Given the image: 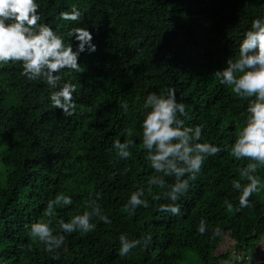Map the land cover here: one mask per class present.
Instances as JSON below:
<instances>
[{
    "label": "trees",
    "instance_id": "16d2710c",
    "mask_svg": "<svg viewBox=\"0 0 264 264\" xmlns=\"http://www.w3.org/2000/svg\"><path fill=\"white\" fill-rule=\"evenodd\" d=\"M41 21L67 34L78 21L60 18L61 10L75 4L84 14L81 23L93 33L94 52L79 58L82 71L63 76L76 84L77 112L69 117L49 100L43 80H29L20 63L0 65V162L10 171L0 184V264H181L188 253L199 264H216L214 251L224 236L234 242L239 257L246 251L249 264L256 243L264 238V191L249 199L252 206L239 212L233 179H240L245 164L229 152L205 161L179 203V216L161 213L163 201L145 192L150 206L130 215L124 207L131 191L147 187L155 174L144 157L140 113L148 92L174 87L188 106V124H203L204 136L221 146L233 139L246 108L212 73L238 50L251 19L264 15V0H38ZM67 39V36H66ZM75 43V42H74ZM122 100L129 102L125 111ZM134 129L132 157L120 159L112 141ZM264 177V166L258 169ZM171 179V178H168ZM73 197V204L58 208L57 217L69 219L87 210L90 198L98 199L112 223L97 222L86 234L66 235L58 258L29 235V224L44 217V206L59 192ZM99 193V197L90 194ZM207 218L209 232L197 225ZM98 219V218H94ZM224 229L213 238L211 229ZM130 239L151 235L152 243L128 255L118 254L119 235ZM240 263V259H237Z\"/></svg>",
    "mask_w": 264,
    "mask_h": 264
},
{
    "label": "clouds",
    "instance_id": "9594fccd",
    "mask_svg": "<svg viewBox=\"0 0 264 264\" xmlns=\"http://www.w3.org/2000/svg\"><path fill=\"white\" fill-rule=\"evenodd\" d=\"M40 7L38 0H0V65L20 63L21 74L29 80H43L50 88L51 104L71 117L79 106L76 84L65 79L63 73L65 70L69 74L81 72V53L96 51L97 44L92 31L81 23L84 14L75 4L70 10L59 12L65 21L80 22L72 25L66 35L50 22L41 21ZM212 76L246 100L239 129L232 140L221 146L205 138L203 124L186 123L188 106L178 99L174 87L164 92H148L138 111L144 157L155 174L148 177L147 187L141 185L131 191L124 205L130 215L141 206H150L145 192H152L155 187L160 191L153 194L152 200L163 201L158 210L179 216L182 213L179 201L203 171L205 161L224 151L236 160L245 161L239 169L241 178L232 181L238 204L229 201L226 207L236 212L251 207L249 198L264 191V177L258 174V169L264 166V15L251 19L239 40L238 50ZM120 106L127 111L129 102L122 100ZM133 132L129 128L126 130L129 138L121 139L122 133L112 141L111 150L118 158L132 157V145L136 143ZM93 195L99 197V193L90 197ZM72 204L73 197L61 191L44 206L43 215L47 218H38L29 224L30 237L41 242L53 258H58L67 234L77 231L86 234L97 228L98 221L112 223L99 200L94 198L87 201V210L76 212L67 220L57 217L58 208ZM197 231L209 232L207 218H200ZM211 232L213 238L221 237L224 229L215 226ZM152 240L151 235L130 239L128 233L121 232L118 254L124 257L138 246L147 248Z\"/></svg>",
    "mask_w": 264,
    "mask_h": 264
},
{
    "label": "rangeland",
    "instance_id": "374dc122",
    "mask_svg": "<svg viewBox=\"0 0 264 264\" xmlns=\"http://www.w3.org/2000/svg\"><path fill=\"white\" fill-rule=\"evenodd\" d=\"M3 149V144L0 141V153ZM10 171L9 167H5L0 162V184H3L5 181V175L7 172ZM263 250H264V238H262L258 243H256L255 252L252 254V257L255 261H258L263 257ZM251 254V252L248 250L245 253L242 252L240 255L242 259H240L239 264H249V261L251 263V260L248 261V256ZM214 256H222V258L217 261L216 264H236L238 262L239 257L237 253L235 252L234 248V242L227 236H224L221 239L220 246L214 251ZM181 264H199L198 260L196 259V256L193 253H188L182 260Z\"/></svg>",
    "mask_w": 264,
    "mask_h": 264
}]
</instances>
